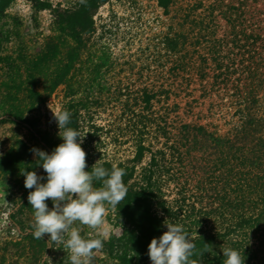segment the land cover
<instances>
[{
    "label": "rangeland",
    "instance_id": "rangeland-1",
    "mask_svg": "<svg viewBox=\"0 0 264 264\" xmlns=\"http://www.w3.org/2000/svg\"><path fill=\"white\" fill-rule=\"evenodd\" d=\"M5 14L1 29L8 42L3 44L1 55L12 58L21 68L23 58L33 62L44 57L49 59L46 66L51 72L61 67L56 61H64L77 47L71 30L61 24L62 19H77L91 33L83 35V44L78 48L82 63L76 65L70 76L74 79L75 95L69 94V83L59 86L38 110L26 115L34 127L0 122V158L17 141L31 149H41L37 133L62 143L53 112L64 110L71 100H83L86 104L79 107L80 133L85 135L82 147L96 164L106 161L112 165H134L132 161L141 141L150 152L165 151L171 141L158 134L154 117H167L176 128L182 121L226 134L231 129L228 104L232 99L223 97L225 92L213 86V64L207 67L208 77L201 80L200 59L191 45L185 50L189 54L185 68L181 73H173L174 60L165 53L162 42L173 29V33L188 34L192 42L197 37L224 40L223 50L237 58L239 51L232 45V23L237 20L240 29L237 32L242 33L243 29L246 36H262L257 44H251L250 52L264 54V0H173L169 14L158 0H15ZM100 58H106L107 64L94 80L93 63L88 61L97 64ZM6 72L0 70V82ZM38 82V90L50 83L46 78H39ZM164 89L170 92L169 100L163 94L151 108L138 102L142 93ZM20 99L25 97L22 95ZM221 102L225 104L223 108L216 105ZM150 152H145L137 164L135 178L140 179L149 164ZM32 157L36 160L33 153ZM173 190L171 184L170 191ZM46 203L52 207L50 199ZM22 204L0 182V264H70V254L63 242L48 248L47 235L44 240L33 237L34 210H22ZM104 206L103 222L97 229L79 222L73 226L85 238L104 241L102 249L94 250L91 264H120L105 246L115 221L114 210L106 203Z\"/></svg>",
    "mask_w": 264,
    "mask_h": 264
},
{
    "label": "trees",
    "instance_id": "trees-1",
    "mask_svg": "<svg viewBox=\"0 0 264 264\" xmlns=\"http://www.w3.org/2000/svg\"><path fill=\"white\" fill-rule=\"evenodd\" d=\"M14 1L0 0V70L7 71L0 82V117H6L0 122L34 127L26 115L38 110L59 86L69 83V94L75 95L74 79L70 76L76 65L82 63L78 48L83 44V35L91 30L86 31L82 22L72 17L62 19L61 24L71 30L77 47L64 61H56L61 67L51 72L46 66L49 59L44 57L33 62L23 58L24 67L21 68L12 58L1 55L3 44L8 42L1 25L6 9ZM158 4L169 14L173 0H158ZM236 21L232 23V45L239 51L237 58L223 50L224 40L197 37L192 42L188 34L173 33V29L162 42L165 53L174 60L173 73H181L185 68L189 59L185 50L191 45L200 59L201 80L208 77L207 67L213 64V86L225 92L223 97L232 99L228 104L232 114L231 129L220 134L208 126L182 121L176 128L167 117H154L158 134L167 136L170 146L168 144L165 151L153 153L141 141L132 161L134 165H117L125 169L122 179L127 188L126 197L115 207L105 202L114 210L115 221L105 246L120 264H151L148 245L154 237L167 231L164 223L167 219L166 222L183 225L190 235L195 245L190 258L193 264H224L226 258L221 249L228 247L241 253L244 264H264V54L250 52L251 44H257L262 36H246L243 29L242 33L237 32ZM88 63H93L94 80H97L107 59L100 58L97 64L92 60ZM39 78L48 79L49 85L38 90ZM169 93L165 89L146 91L138 102L151 108L163 94L169 100ZM22 95L25 100L20 99ZM223 104L216 105L223 108ZM85 105L83 100H71L65 108L71 113L68 127L80 132L79 107ZM37 134L41 138V149L49 154L60 144ZM30 149L24 142L17 141L0 158V182L12 197L23 202L22 210H31L27 197L34 190L25 188L22 172L38 174L40 171L39 175L46 177ZM147 151L151 153V160L142 170L140 179L135 178L136 166ZM89 157L86 153L89 172L97 166L111 170V163L96 164ZM93 183L96 188L103 187L102 181L94 180ZM171 184H174L173 191H170ZM11 219H15L14 215Z\"/></svg>",
    "mask_w": 264,
    "mask_h": 264
},
{
    "label": "clouds",
    "instance_id": "clouds-1",
    "mask_svg": "<svg viewBox=\"0 0 264 264\" xmlns=\"http://www.w3.org/2000/svg\"><path fill=\"white\" fill-rule=\"evenodd\" d=\"M53 119L63 142L50 154L36 147L30 149L46 177L35 171L22 172L25 188L34 189L27 197L35 217L32 235L43 240L47 235L48 248L63 242L70 254V264H91L94 250L102 249L104 241L83 237L73 225L79 222L97 229L102 224L105 202L115 207L126 197L127 188L122 179L125 169L113 164L110 171L102 166L94 167L91 172L86 170V152L82 147L85 135L68 127L70 111L53 112ZM94 180L102 181L103 187H94ZM49 199L52 207L46 203ZM167 220L164 222L167 231L148 245L151 264H193L190 258L195 245L190 235L183 225ZM221 251L226 258L224 264H244L238 250L228 247ZM48 258L45 254L44 260Z\"/></svg>",
    "mask_w": 264,
    "mask_h": 264
}]
</instances>
